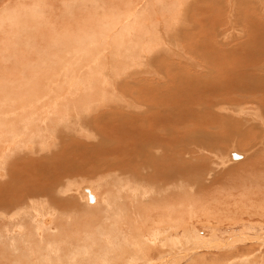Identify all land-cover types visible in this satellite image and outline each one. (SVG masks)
I'll return each instance as SVG.
<instances>
[{
  "label": "bare ground",
  "instance_id": "bare-ground-1",
  "mask_svg": "<svg viewBox=\"0 0 264 264\" xmlns=\"http://www.w3.org/2000/svg\"><path fill=\"white\" fill-rule=\"evenodd\" d=\"M3 2L5 5L0 8V33L3 34V39L0 36V58L4 65L0 63V71L2 67L10 69L5 64H14L20 72L17 71L18 75L12 73L6 79L0 76V222L3 218L8 222L15 220L12 215L23 208L31 206V210L25 214L22 223L17 221L18 217L17 222L0 227V240H4V246L0 244V260L4 257L12 262L24 259L26 264H32L37 259L41 264H48L53 254V218H58L53 216L58 206L71 204L77 208V201L72 197L63 198L75 193L80 200L86 203L88 199L95 206L87 207L89 212L84 216L89 217L84 218L85 223L81 221L83 224L75 226L72 233L66 234L67 226L65 230L61 229L65 232L68 250L72 244H78V251L75 252L76 246H72L74 252L67 255L71 262L83 260L94 264L102 258L101 264H177L180 259L196 254L197 248L205 249L206 253L212 252L213 248L217 251L237 248L234 255L238 257L223 255L222 259L227 260L218 261L219 257H216L212 259L216 262L210 264H264V255H257L264 250V237L248 234L249 229L255 230L258 224L249 227L242 215L246 213L245 209L256 214L257 206L228 208L225 212L219 207L218 211L196 207L185 211L180 208L182 204L178 202L180 195L176 193L175 184L177 181L178 187L182 188L186 184L192 187L193 183L199 188L201 173L196 175L195 172L201 164L207 169L208 157L198 154L196 159L201 162L194 165L197 151L210 155L222 143L233 144L237 139L248 146L258 138L255 133L253 141L249 139L251 132L259 127H263L261 131L264 132V124L260 126L264 123V111L258 118L260 123H256L260 125H255L257 128L253 122L238 118L242 112L257 111L258 114L259 108L264 106L257 108L264 102V51L254 56L247 54V50L241 52L239 44L226 42L232 34L249 36L258 29L263 11L260 12L262 6L259 4L264 6V0ZM64 20L74 25L59 24L62 26L57 27V23ZM227 20L231 22L229 28L225 24ZM200 22L208 27L204 28L205 34H210L205 48L214 50L210 55L199 53L192 42H187V34L183 37L184 32L198 33L202 28ZM236 26L238 30L233 28ZM49 33L55 37L51 36L50 43L43 47L41 39ZM178 36L184 38L187 47L182 46L184 40ZM247 36L243 39L247 40ZM20 47L23 50L16 52ZM107 53L112 57L117 54L115 58H119L117 62L111 58L110 67L105 64ZM33 54L36 61H27ZM155 60L159 61L157 68ZM26 62L30 63L22 65ZM108 71L111 72L106 73ZM141 75L143 79L139 80ZM49 78L59 83L52 86L47 82ZM127 80L131 82L127 83ZM109 87L112 91L107 100ZM76 97L83 98L76 100ZM252 103L257 104L256 107ZM101 110L105 111L101 113ZM98 111L100 114L95 117L94 112ZM95 120L103 125L95 129L97 125L92 126L96 124ZM54 124L59 133L73 129L79 135L87 133L83 136L98 139L93 146L71 136V147L67 146L75 156L82 152L90 155L91 166L74 163L64 171L57 166L61 174H53L52 163L63 157L51 152V147L58 144L52 133ZM217 129L228 133L225 137L218 135ZM111 133L114 138L109 135ZM120 136L132 139L131 143L136 144L135 152L126 151V145L124 147L122 143L125 139ZM257 142L251 149L264 144L263 140ZM190 143L195 146L190 147ZM234 154L235 159L241 157L239 153L232 152ZM64 158L67 160H62L60 166H65L68 161V157ZM75 174L96 177L95 188L106 181L104 177L111 178L112 190L108 189L106 196L101 197L104 206H98L100 196L93 193L92 184L77 183L78 186L73 188L71 182L64 183ZM187 174L196 177L186 182ZM190 181L193 182L188 184ZM243 201V204L239 201L241 206ZM91 207L100 208L97 215L90 212ZM258 209L264 212L263 207L258 206ZM125 212H128L127 216ZM94 220L96 224H91ZM228 220L247 232L241 230L234 239L227 237L224 246L218 245L222 240L217 237L212 239V242L219 239L213 242L216 246L198 245L202 240L199 223L204 224L203 229L217 235L228 230L223 228ZM234 232L229 230L227 233ZM83 240L86 242L82 243ZM237 243L238 246L234 245ZM247 243L252 246L247 247ZM101 245L109 248L102 250ZM96 252L101 258L94 257ZM12 262L2 260L0 264Z\"/></svg>",
  "mask_w": 264,
  "mask_h": 264
},
{
  "label": "rangeland",
  "instance_id": "rangeland-1",
  "mask_svg": "<svg viewBox=\"0 0 264 264\" xmlns=\"http://www.w3.org/2000/svg\"><path fill=\"white\" fill-rule=\"evenodd\" d=\"M1 2H0V8H2L3 7V4H4V2H3V0H0ZM56 2H58V0H55ZM5 5V4H4ZM259 5H261L262 7L260 8V12H261V10L263 9V11L261 12L262 14H261V16H262V18H260V23H259V27H258V29H256V31H254L253 33H249V36H247V35H243V36H238L236 33H235V35L234 34H232V36L233 37H229L228 39H230V40H228V41H226L227 42V44H230V45H237V44H239L238 46H240V48H241V52H243V53H245V51L244 50H247V54H251V55H254V56H259V54H261V50L262 51H264V6H263V4H259ZM258 5V6H259ZM206 22H207V24L210 22L209 21V19L208 20H206ZM70 22H65V20L64 21H62V22H60V23H57V27L58 26H62L63 24H65V25H63V26H71L70 24H72V25H74L73 24V22H71L70 24H69ZM190 23H192V24H194L192 21L190 22ZM59 24H62V25H59ZM200 25H202V28L200 29V31L198 32V33H196L197 31H193V32H184V36L183 37H185L186 36V34L188 35L187 36V38H189L188 39V41L187 42H192V46L195 48V49H197L198 50V52L199 53H203V52H205V53H209V55L214 51H210V49H208V48H205V46H207L209 43V40H210V37H209V35L210 34H205V30H204V28H206L207 26H206V23L204 24V22H200L199 23ZM198 24V25H199ZM226 24V27H228L229 28V26H230V24H231V22L229 21V20H227V22L225 23ZM228 24V25H227ZM76 25V24H75ZM209 25V24H208ZM33 26H34V23H33ZM242 26V25H241ZM241 26H240V29H241ZM263 26V27H262ZM191 28H192V26H191ZM208 28V27H207ZM233 28H236L237 30H238V28L239 27H233ZM260 29V30H259ZM204 30V31H203ZM241 30H243V29H241ZM226 31H228V30H226ZM202 34H201V33ZM203 32H204V34L205 35H203ZM1 35V38L3 39V34L2 33H0ZM181 34V33H180ZM179 34V35H180ZM198 34H200V35H198ZM192 37H191V36ZM51 36L52 37H55V35L54 34H51V33H49V34H46V38L43 40V39H41L43 42H44V46L43 47H45V46H47L49 43H50V40H51ZM198 36V37H197ZM199 36H201V37H199ZM203 36V37H202ZM246 36H247V40H244V39H246ZM179 37V36H178ZM183 37H179L180 39H183L184 40V38ZM197 37V38H196ZM204 37H206V38H204ZM243 37H245L244 39H243ZM201 38L202 39H204V41H202L201 40ZM244 40V42H242V40ZM199 39V40H198ZM192 40V41H191ZM201 40V41H200ZM251 40H252V42H251ZM198 41H199V43H198ZM241 41V42H240ZM246 41V42H245ZM249 41V42H248ZM1 42V41H0ZM182 42V41H181ZM187 42H185V40H184V42H182V46H183V44L185 45V47H187L186 46V43ZM200 42H201V44H200ZM203 42H204V45H203ZM196 45H199V46H196L195 47V44ZM206 43V44H205ZM208 43V44H207ZM242 46H241V45ZM251 44V45H250ZM15 47H18V45H14ZM15 47H12V48H15ZM184 47V46H183ZM184 47V48H185ZM208 47V46H207ZM248 49H250V50H248ZM20 51H16V52H21L22 50H23V47L21 48L20 47V49H19ZM41 50V49H40ZM185 51H187L188 52V49H184ZM252 52H253V54H252ZM108 54V53H107ZM1 56V55H0ZM114 57H112V55L111 54H108L107 55V60L108 61H106V63L105 64H107L106 66H111V58H113V61L115 60V62H117V60H119V58H115L116 56H117V54L116 55H113ZM36 55L35 54H33V55H30L28 58H27V61H30V62H35L36 61ZM110 61V62H109ZM30 62H26V63H24V64H22V65H27L28 63H30ZM153 63H154V61H152ZM155 62H156V64H154V66H155V68H157L156 66H157V64L159 63V61H157V60H155ZM0 63H1V66L2 65H4L2 62H1V58H0ZM16 63V62H15ZM17 64V63H16ZM5 65H7V66H9V70H6V68H4V67H2L1 69V71L0 72H2V73H0V76H2L1 77V79L3 78V79H6V77H9L12 73H15L16 75H18L19 73H17V71L18 72H20V69L19 68H17V67H15V65L14 64H5ZM109 66V67H110ZM229 66V65H228ZM109 72H111V71H108V72H106V73H109ZM13 75V74H12ZM142 76V77H141ZM141 76H139L138 78H140L139 80H141V79H143V75H141ZM12 77V76H11ZM236 79H239V76L236 78ZM57 80H62V79H57ZM50 82L51 83V85L52 86H55L56 84H58L59 82H57V81H52V79L51 78H49V79H47V82ZM138 81V80H137ZM131 81L130 80H127V83H130ZM116 85H117V83H115ZM117 87V86H116ZM64 88H66V87H64ZM111 89V87H109V93L112 91V89ZM63 92H66V91H62V93ZM78 96H82V94H79ZM107 96V100L108 99H110L109 98V96L111 97V93H110V95L108 94V95H106ZM105 96V97H106ZM77 98V99H76ZM75 99L76 100H80L81 98H83V97H76ZM78 98H80V99H78ZM96 98V97H95ZM263 99H260V101H262ZM104 101V100H103ZM264 101V100H263ZM264 103V102H263ZM260 104V105H257V104H255V105H257L258 107L257 108H259L260 106H262V105H264V104ZM253 104V106L254 107H256L255 105H254V103H252ZM263 108V109H262ZM259 109H261V111L260 112H258V114H256V112H250V111H247L246 113H244V112H242L241 113V118L240 117H238L239 118V120L240 121H248L249 123L250 122H253V124H254V127H256L257 128V126L258 125H260V126H262V124H264V123H260L258 120L262 117V111H264V106H262L261 108H259ZM258 109V110H259ZM79 112L78 113H80L81 111L80 110H78ZM105 110H101V113L102 112H104ZM97 112V111H96ZM96 112H94V115H95V117H96V114H100V111H98L99 113H96ZM77 113V114H78ZM254 113H255V115H254ZM260 113V114H259ZM243 114L245 115V117L243 116ZM248 114V115H247ZM70 115H72V116H75L76 115V113H71ZM94 115H93V117H94ZM246 115H247V117H246ZM249 115H251V116H249ZM260 117H259V116ZM77 116V115H76ZM98 116V115H97ZM249 116V117H248ZM250 117H252V118H250ZM259 118V119H258ZM251 119H253V120H251ZM258 121H256V120ZM57 120H60V122H61V117H58L57 118ZM56 119H55V121H57ZM98 122V120H95V123L96 124H92V126L93 125H97V126H94V128L95 129H97L98 127H101L103 124H101L100 122L99 123H97ZM57 123L59 124V121H57ZM256 123H260V124H256ZM61 124V123H60ZM59 124V125H60ZM101 124V125H100ZM252 124V123H251ZM252 124V125H253ZM59 125H57V126H59ZM255 125H257V126H255ZM53 127V126H52ZM97 127V128H96ZM241 128H245V127H241ZM262 128L263 127H259V128H257V129H255V132L253 131V133L251 134L250 133V135L248 136L249 137V139H251L252 140V137L254 136V134L256 133V135H257V139H255V142H252L250 145H248V146H246L245 144H246V142H244V141H239V139H237V140H234L233 141V144L230 142V143H222V145H217L218 146V148H214L213 150H212V153H210V155L209 154H202V153H200L199 151H197L196 153H197V155H196V157H195V159H194V161L195 160H197L196 158L197 157H199V155H201L202 157H208L207 158V161H208V163H207V169L205 168L206 166L205 165H200L199 166V168H197V170H196V175H197V172H198V175L201 173V181H200V183H201V185L199 186V188L197 187V186H195L193 183H192V187H190V185H188L187 186V184L185 185V186H183L182 188L181 187H178L179 185V183L177 182V181H175V184H176V193L177 194H179L180 196H178V202H179V204L181 205L182 204V206L180 207L181 209H183V210H185V211H187V210H189L190 208H192V207H196V209H198V210H216V211H218L219 209L222 211V210H224V212H225V209H238V208H240V209H243V208H246V207H249L250 208V206H257V213L256 214H254V212H252L251 213V211H247L246 209L244 210V212H246L245 214H242L243 216V218L246 220V221H244V223L246 224V223H248L247 225H249V227L251 226V225H253V224H258V225H256L255 226V230L253 229L252 230V228H251V230L249 229V231L247 232V229H244L243 227H241V228H236V227H239V226H235V224H234V222H232V221H229L228 220V222H223L224 223V226H223V228H225V229H228V230H222L221 232H219V234H220V236H219V234L217 233V235H213L212 233H210V231L207 229H203V226L202 225H204L202 222L201 223H199V225H198V227H200L201 228V230H200V233H199V238L200 239H202L201 240V242L199 241V243H198V245L200 246L201 244L203 245V243H204V245H205V247H207L208 246V244L210 245V247H212V246H216V245H213V242H217V241H219V239L220 240H222V243L221 244H218V245H221V246H224L223 244H225L226 242H227V240H226V238L227 237H229V236H231V237H233V239L235 238V236H237V234L238 233H240V231L242 230V231H244V232H247L248 234H249V232L251 233V236L252 237H257V235L258 236H262V237H264V212H261V211H259V209H258V206H260V207H263L264 208V158H262V157H264V150H262L263 148H264V144L262 145V147L261 146H258L256 149H251V148H254V144L258 141V142H260V141H264V132H262L261 130H262ZM258 129H260V131H261V134L259 133V130ZM93 130V129H92ZM223 129H217L216 130V133L218 134V135H227V133H228V131H222ZM57 131V132H56ZM257 131V132H256ZM61 132V131H60ZM70 132V133H69ZM226 132V133H225ZM247 132H249V131H247ZM52 133L54 134L53 136H55V138H54V140H56L57 142H58V144L57 145H53L52 147H51V152H53V153H55V154H58V153H60V156L62 155L63 157H62V159L60 158V156L58 155V157L61 159V160H59L58 158V161H54V163H52V165H51V170H53L52 172H55V173H53L54 175H59V174H61V171H59V170H65V168H69L71 165L73 166V165H79V164H85L87 167H89L88 165H92V157L90 156V155H88V154H85V152H82V154L81 155H77V156H75V153H73L72 152V150L71 149H67V146L68 147H71V144L69 143V139L71 138V136H73L74 137V139L76 138V139H81V140H83L84 142H87L88 144H90V145H93L92 143H96L97 141H98V139L96 138L95 140H93L92 138H90V137H84L83 135H86V134H82V135H79L77 132H75V130H73V129H71L70 131H68V133L67 132H63V133H59L58 132V130H57V128L55 127V124H54V128L52 129ZM66 133V134H65ZM110 133V132H109ZM58 134V135H57ZM62 134V135H61ZM73 134V135H72ZM247 133H245V135H246ZM109 135H111L113 138H114V135H113V133H111V134H109ZM225 135H224V137H225ZM59 136H61V138L59 137ZM65 136H67V142L65 141ZM70 136V137H69ZM76 136V137H75ZM83 136V137H82ZM129 136V135H128ZM123 137V136H120V137H123L125 140H123V142L122 141H120V142H122V143H124V147H125V145H126V151H132V152H135V150H136V144L135 143H131V142H133V141H131L132 139L130 138V137ZM248 137H247V139H248ZM61 140H60V139ZM254 138V137H253ZM53 139V138H52ZM85 139V140H84ZM128 139V140H127ZM241 139V138H240ZM65 142H64V141ZM130 140V141H129ZM243 140V139H242ZM95 141V142H94ZM125 141V142H124ZM129 141V142H128ZM253 141V140H252ZM56 142V143H57ZM90 142V143H89ZM241 142V143H240ZM257 142V143H258ZM67 144V145H66ZM70 144V145H69ZM218 144V143H217ZM62 145H65L66 147H64V146H62ZM114 145V144H113ZM128 145V146H127ZM193 145L194 144H192V143H190L189 144V146L190 147H193ZM94 146V145H93ZM115 146V145H114ZM121 146H122V144H121ZM195 146V145H194ZM244 146V147H243ZM54 147V148H53ZM73 147V146H72ZM128 147L130 148V149H128ZM53 148V149H52ZM59 148L61 149V150H65V151H61V150H59ZM86 148V147H85ZM250 149V150H249ZM71 150V151H70ZM211 150V149H210ZM260 150H262V155H261V152H260ZM56 151V152H55ZM67 151H69V152H67ZM94 152L96 151V150H93ZM63 152V153H62ZM72 153L71 155H69L68 153ZM92 152V151H91ZM94 152H92V154H94ZM215 152V153H214ZM232 152H235V153H239V154H241V157L240 158H238V159H235V158H233V155H232ZM252 152V153H251ZM231 153V154H230ZM257 153V154H256ZM199 154V155H198ZM230 154V155H229ZM65 155H67V156H65ZM235 155V154H234ZM89 158H88V157ZM215 156V157H214ZM64 157H68V161L67 162H65L64 163V161H66L67 160V158H64ZM216 157H218V158H216ZM232 158V160L233 161H230V159ZM65 159V160H64ZM209 159V160H208ZM229 159V160H228ZM254 159V160H253ZM263 159V160H262ZM62 160H64L62 163H64L65 164V166L63 165V164H61V166H60V163H61V161ZM242 160V161H241ZM253 160V161H252ZM193 161V164L194 165H198L201 161H195L194 162ZM236 161V162H235ZM58 162H59V164H58ZM75 163V164H74ZM67 164V165H66ZM69 164V165H68ZM90 165V166H91ZM57 166H59L58 168H59V170H58V168H57ZM220 166V167H219ZM53 168V169H52ZM206 169V172H205V170L204 169ZM54 170H56V171H54ZM57 171H58V173H57ZM205 172V173H203V172ZM215 172V173H214ZM204 174H206V175H204ZM250 174V175H249ZM256 174V175H255ZM188 175V174H187ZM251 175H252V177H251ZM75 176V177H74ZM74 176H72L70 179H65V181H64V183L66 182V183H68V182H71V184H73V188L74 187H77L78 186V184L79 185H83V184H92V189L94 188V192L93 193H95L96 195H98V196H100V197H98V199H99V202H100V204L98 205L99 207H102V206H104V201H103V198H101L103 195H105L106 196V194L108 193V191L109 190H112V187H111V185H109L110 183V181H109V179H111V178H109V177H104V179H106V181H102V183L100 182L99 184V186H97V188H95V186H96V181H97V179H96V177L95 178H91L90 176H86V175H74ZM80 176V177H79ZM203 176V177H202ZM86 177H88V178H90V179H88V178H86ZM196 176H194V175H188L186 178V182H187V180H191L190 178H192V179H194ZM258 179H257V178ZM183 178V177H182ZM64 179V178H63ZM108 179V180H107ZM68 180V181H67ZM103 180V179H102ZM204 180H205V182H204ZM181 181H184V180H181ZM83 182V183H82ZM106 182V183H105ZM191 182H193V181H190V182H188V184H191ZM65 183V184H66ZM76 183V184H75ZM78 183V184H77ZM81 183V184H80ZM94 183V184H93ZM205 183V184H204ZM204 184V185H203ZM259 184V185H258ZM76 185V186H75ZM108 187H107V186ZM102 186V187H101ZM89 187H91V186H89ZM100 187V188H99ZM256 187V188H255ZM259 187V188H258ZM179 188V189H178ZM204 188V189H203ZM232 188V189H231ZM95 189H96V191H95ZM109 189V190H108ZM141 190H143L142 188H141V186H140V192H142ZM260 190V191H259ZM215 191V192H214ZM246 191H248V192H246ZM231 192V193H230ZM98 193V194H97ZM246 195H245V194ZM260 193V194H259ZM75 193H71V194H69V195H65V196H63V198L64 199H66V198H68V199H70V197H72V200L74 201V200H76L77 201V203H76V206H77V208L75 209V208H73V207H71V204H69L68 206H66V205H64V206H58L57 208H58V211H56L55 212V214H54V216L53 217H58L57 219L56 218H53V223L54 224H52V226H54L53 227V229H52V231H53V233H55V234H53V249H52V251H53V254L51 255V259H50V262L48 263V264H88L87 262H85V261H79V263L77 262H71L70 260H68L67 259V255H69V252L70 253H73L74 252V249H75V252H77L78 251V244H76V245H73L72 244V246L74 247V246H76V247H74V249H73V247L72 246H70V250H68V248L65 246V244L67 243V240H66V237H65V232L64 231H62V230H65L67 227L70 229H66L65 231L67 232L66 234H70V233H72L73 232V230H74V227L75 226H79V225H81V224H83L81 221H83L84 223H85V221H84V218H87V216L85 217L84 215H86V212L88 211V209H87V207L88 206H95V204H90L89 202H88V199H87V201H86V203H85V201H83V200H80V198L77 196V194H75ZM190 195V196H189ZM250 195V196H249ZM189 196V197H188ZM245 196V197H244ZM255 196V197H254ZM104 197V196H103ZM75 198V199H74ZM192 198V199H191ZM246 198V199H245ZM241 199V200H240ZM236 200V201H235ZM244 200V201H243ZM248 202H247V201ZM242 203V201L244 202V205H247V206H244V205H242L241 206V203ZM72 203V202H71ZM185 203V204H184ZM240 203V204H239ZM254 203V204H253ZM243 204V203H242ZM250 204V205H249ZM252 204V205H251ZM66 206V207H65ZM71 207V208H70ZM99 207H91V208H93L92 210H90V212L91 213H93L94 214V216L95 215H97V212H99L100 211V208ZM218 207H219V209H218ZM60 208H63V209H61L60 210ZM67 208V209H66ZM71 209V210H70ZM218 209V210H217ZM31 210V206H29L27 209H21V210H19L17 213H15L14 215H12L13 217H14V219L15 220H13V221H10V222H8L9 220H4V218H3V222H0V227L2 228V225L3 224H8V223H14V221H16V219H17V221L19 222L20 221V223H22V220H24L25 218H26V215L25 214H27V212H29ZM67 211V212H65V211ZM69 210H70V212H69ZM214 210V211H215ZM94 211V212H93ZM68 212H69V214H68ZM89 212V211H88ZM249 212V213H248ZM60 214V217H59V214ZM123 214V213H122ZM19 215V216H18ZM57 215V216H56ZM63 215H64V217L65 218H68L67 220L64 218L63 219ZM66 215V216H65ZM71 215V216H70ZM124 215H128V212H125V214ZM123 215V216H124ZM231 215H233V213L231 214ZM248 215V216H247ZM24 217V218H23ZM62 217V218H61ZM74 218V220H73V218ZM89 217V216H88ZM258 217V218H257ZM70 218V219H69ZM55 219H56V221H55ZM81 219V220H80ZM224 219H226V218H224ZM253 219V220H252ZM261 219V220H260ZM60 220V221H59ZM71 220H73V222L71 221ZM260 222H259V221ZM7 221V222H6ZM16 221V222H17ZM59 221V222H58ZM69 221H71V223L69 222ZM95 221V223H91V224H96V220H94ZM254 221V222H253ZM61 222H63V223H61ZM77 222H79V223H77ZM86 222H88V221H86ZM108 222V221H107ZM253 222V223H252ZM66 223V224H65ZM75 223V224H74ZM76 223H77V225H76ZM109 223V222H108ZM240 223V222H239ZM57 224V225H56ZM61 224V225H60ZM20 225H17V227H19ZM57 226V227H56ZM60 226H61V228H60ZM65 226H67V227H65ZM16 227V228H17ZM231 227V228H230ZM258 227V228H257ZM57 228V229H56ZM257 228V229H256ZM62 229V230H61ZM73 229V230H72ZM236 229V230H235ZM229 230H230V232H231V230L232 231H235L233 234H230V233H227V232H229ZM237 230H238V232H237ZM246 230V231H245ZM260 232H262V233H260ZM59 231H61L60 233H59ZM207 231V232H206ZM253 231V232H252ZM69 232V233H68ZM87 232V231H86ZM259 232V233H258ZM202 233V234H201ZM207 233V234H206ZM256 234V235H255ZM263 234V235H262ZM255 235V236H254ZM214 237H217V238H219V239H215V241H213L212 242V239L214 238ZM206 239H208L207 241H206ZM225 239V240H224ZM254 239H256V238H254ZM80 241V240H79ZM78 241V243H80ZM253 241H255V240H253ZM0 244H2L3 242H4V240L2 239V240H0ZM71 242V241H70ZM86 241L85 240H83L82 241V243H85ZM208 242V243H207ZM211 244H210V243ZM248 244V245H247ZM246 244V246L247 247H250V246H252V243H247ZM201 245V246H202ZM203 245V246H204ZM207 245V246H206ZM234 245H239V243H237V244H234ZM2 246H4V243L2 244ZM2 246H0V247H2ZM101 246H103V245H101ZM99 247V248H102V250H106L107 251V249L109 248L108 246H103V247ZM106 248V249H105ZM228 248V247H227ZM236 250H237V248H231V249H226V250H222V251H217V249H215V248H213V251L212 252H210V253H206L205 252V249H203V248H197V252H196V254H190L189 256H186V258H184V259H180L179 261H178V263L177 264H210V263H213V262H216V261H212V259H215L216 257H219V259H218V261L219 260H221L222 259V256L224 255V256H230V258L232 257V256H235V257H238L237 255H234V253L236 252ZM264 251V250H263ZM263 251H259V253L257 254V255H260V253H261V255H264V253H262ZM256 253V252H255ZM255 253H250L251 255L252 254H255ZM103 254V253H102ZM241 254V253H240ZM244 254H246L247 255V253H244ZM243 254V255H244ZM243 255H241V256H243ZM213 256V257H212ZM94 257H96V258H98L99 256H97V252H96V254H94ZM99 258H101V257H99ZM232 258H234V257H232ZM102 259V258H101ZM101 259H99L98 261H96L97 262V264H101V263H103V260H101ZM2 260H7V261H10V262H12L13 260H9V259H6V257H4ZM2 260H0V261H2ZM23 261V263L24 264H26V261L27 260H24V259H20V260H18V261H14V262H12L13 264H23L22 263V261ZM102 262H101V261ZM225 260H227V259H222V261H225ZM212 261V262H211ZM31 262V260L28 262V263H30ZM38 262V263H37ZM96 262L94 263V264H96ZM100 262V263H99ZM172 262H170V264H171ZM32 264H41V262H40V260H37V259H35L34 261H32ZM173 264H176V263H173Z\"/></svg>",
  "mask_w": 264,
  "mask_h": 264
},
{
  "label": "water",
  "instance_id": "water-1",
  "mask_svg": "<svg viewBox=\"0 0 264 264\" xmlns=\"http://www.w3.org/2000/svg\"><path fill=\"white\" fill-rule=\"evenodd\" d=\"M237 156L236 155H233V158H236Z\"/></svg>",
  "mask_w": 264,
  "mask_h": 264
}]
</instances>
